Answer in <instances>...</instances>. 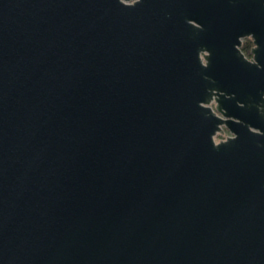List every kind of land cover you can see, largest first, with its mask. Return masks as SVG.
<instances>
[{
	"label": "water",
	"instance_id": "obj_1",
	"mask_svg": "<svg viewBox=\"0 0 264 264\" xmlns=\"http://www.w3.org/2000/svg\"><path fill=\"white\" fill-rule=\"evenodd\" d=\"M0 264H264V0H0Z\"/></svg>",
	"mask_w": 264,
	"mask_h": 264
},
{
	"label": "trees",
	"instance_id": "obj_2",
	"mask_svg": "<svg viewBox=\"0 0 264 264\" xmlns=\"http://www.w3.org/2000/svg\"><path fill=\"white\" fill-rule=\"evenodd\" d=\"M251 47H252V42L250 40V38H245L243 41H242V44H241V51L243 52V54L250 58L251 57Z\"/></svg>",
	"mask_w": 264,
	"mask_h": 264
},
{
	"label": "rangeland",
	"instance_id": "obj_3",
	"mask_svg": "<svg viewBox=\"0 0 264 264\" xmlns=\"http://www.w3.org/2000/svg\"><path fill=\"white\" fill-rule=\"evenodd\" d=\"M226 134H227V133H225V134H223V135H217L216 138H215L216 141L219 140V139H221V138H223V136H225Z\"/></svg>",
	"mask_w": 264,
	"mask_h": 264
},
{
	"label": "built area",
	"instance_id": "obj_4",
	"mask_svg": "<svg viewBox=\"0 0 264 264\" xmlns=\"http://www.w3.org/2000/svg\"><path fill=\"white\" fill-rule=\"evenodd\" d=\"M226 135H227V134H226ZM226 135H225V136H226ZM225 136H223V138H225Z\"/></svg>",
	"mask_w": 264,
	"mask_h": 264
},
{
	"label": "flooded vegetation",
	"instance_id": "obj_5",
	"mask_svg": "<svg viewBox=\"0 0 264 264\" xmlns=\"http://www.w3.org/2000/svg\"><path fill=\"white\" fill-rule=\"evenodd\" d=\"M251 40V39H250ZM251 42H252V40H251ZM252 46H253V44H252Z\"/></svg>",
	"mask_w": 264,
	"mask_h": 264
}]
</instances>
